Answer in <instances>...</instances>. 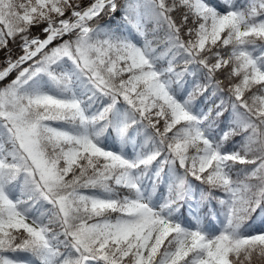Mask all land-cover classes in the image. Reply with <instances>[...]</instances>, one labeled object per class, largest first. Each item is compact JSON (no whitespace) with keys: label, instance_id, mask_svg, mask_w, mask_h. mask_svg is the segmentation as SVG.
Listing matches in <instances>:
<instances>
[{"label":"snow or ice","instance_id":"snow-or-ice-1","mask_svg":"<svg viewBox=\"0 0 264 264\" xmlns=\"http://www.w3.org/2000/svg\"><path fill=\"white\" fill-rule=\"evenodd\" d=\"M0 264H264V0H0Z\"/></svg>","mask_w":264,"mask_h":264},{"label":"trees","instance_id":"trees-1","mask_svg":"<svg viewBox=\"0 0 264 264\" xmlns=\"http://www.w3.org/2000/svg\"><path fill=\"white\" fill-rule=\"evenodd\" d=\"M121 2H123V0H121ZM122 21V18H121V13L120 12H117L116 15L111 19L109 20L108 17H105L104 20L102 21V23H105V24H111L113 27L116 26L117 24H119L120 22ZM187 77L185 78V84H184V94L187 95V92L189 91H192L194 87L191 86L190 83H188V81H186ZM190 84V85H189ZM211 104H212V109H213V112L215 111V105L218 104L220 102V97L219 95L217 96H214L212 94V91L209 90V96H208ZM231 115V110L229 108L228 112L226 113L225 116H227V119L228 117ZM238 139V138H237ZM45 211L44 208H41L40 209V212H43ZM259 219V216L257 215L256 217V221ZM20 256L22 258H27L29 259L30 261L32 260V257L29 256L28 254H24V253H21Z\"/></svg>","mask_w":264,"mask_h":264},{"label":"rangeland","instance_id":"rangeland-1","mask_svg":"<svg viewBox=\"0 0 264 264\" xmlns=\"http://www.w3.org/2000/svg\"><path fill=\"white\" fill-rule=\"evenodd\" d=\"M122 24H123V21H121L119 24H117L113 28H115V27H117L119 25H122ZM186 81H188V83H190L192 87H195V82H194V79H193L192 76H188L187 79H186ZM208 96H209V91L206 92V93H204L203 95L197 94L196 97H195V104H196V106L198 108H202L205 111H207L210 108L212 109V104H211ZM226 120H227V116L221 118V127H223V123ZM163 193H164V189L161 188L160 189V194L162 195ZM180 212L186 214L187 213V209L186 208H182V209H180ZM37 214H39V213H37ZM256 223L257 224L259 223V219L256 221ZM24 259L30 261L27 258H24Z\"/></svg>","mask_w":264,"mask_h":264}]
</instances>
